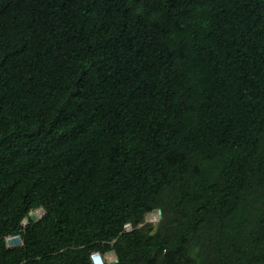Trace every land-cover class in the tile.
I'll use <instances>...</instances> for the list:
<instances>
[{"label":"trees","instance_id":"obj_1","mask_svg":"<svg viewBox=\"0 0 264 264\" xmlns=\"http://www.w3.org/2000/svg\"><path fill=\"white\" fill-rule=\"evenodd\" d=\"M108 252L264 264V0H0V264Z\"/></svg>","mask_w":264,"mask_h":264},{"label":"water","instance_id":"obj_2","mask_svg":"<svg viewBox=\"0 0 264 264\" xmlns=\"http://www.w3.org/2000/svg\"><path fill=\"white\" fill-rule=\"evenodd\" d=\"M35 212H39L41 213L39 215V218H36L34 213ZM156 214L157 215V221L161 218V211L160 210H156V211H153L152 213L148 214L149 216L150 215H154ZM43 215H45V211L42 209V208H38L36 210H32L29 212L28 214V218L33 222H37ZM151 222V221H150ZM22 226H25L23 223H22ZM5 244H6V247L9 248V249H13V248H18V247H21L23 245V241L21 240V238L19 236H13V237H9L5 240ZM112 256L115 257V260L112 261V262H109L107 264H116L117 263V259H116V256L114 253L111 254ZM91 260H92V263L93 264H105V259H103V257L99 254V253H95L91 256Z\"/></svg>","mask_w":264,"mask_h":264},{"label":"rangeland","instance_id":"obj_3","mask_svg":"<svg viewBox=\"0 0 264 264\" xmlns=\"http://www.w3.org/2000/svg\"><path fill=\"white\" fill-rule=\"evenodd\" d=\"M40 215V214H39ZM39 215H37L36 213H35V217L36 218H39ZM154 216V217H153ZM147 215V217L145 218V223H147V224H151V225H155L156 223H157V215L156 214H154V215ZM151 221V222H150ZM24 223V222H23ZM112 254V252H108V253H106V254H104L103 255V258L105 259V262L106 263H109V262H112V261H114L115 260V257L114 256H112L111 255Z\"/></svg>","mask_w":264,"mask_h":264},{"label":"built area","instance_id":"obj_4","mask_svg":"<svg viewBox=\"0 0 264 264\" xmlns=\"http://www.w3.org/2000/svg\"><path fill=\"white\" fill-rule=\"evenodd\" d=\"M130 230H131V228H130L129 225H125V226H124V231H125V232H130Z\"/></svg>","mask_w":264,"mask_h":264},{"label":"bare ground","instance_id":"obj_5","mask_svg":"<svg viewBox=\"0 0 264 264\" xmlns=\"http://www.w3.org/2000/svg\"><path fill=\"white\" fill-rule=\"evenodd\" d=\"M37 215H39V214H41V213H39V212H35ZM35 213H34V215H35ZM153 216V215H152ZM154 217V216H153ZM24 225H26V221L23 223ZM104 259V258H103Z\"/></svg>","mask_w":264,"mask_h":264}]
</instances>
